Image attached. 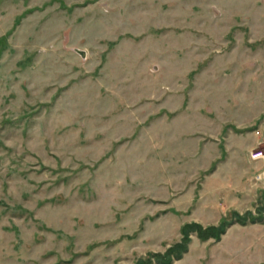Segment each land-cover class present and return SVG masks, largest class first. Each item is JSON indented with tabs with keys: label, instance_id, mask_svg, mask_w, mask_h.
I'll use <instances>...</instances> for the list:
<instances>
[{
	"label": "rangeland",
	"instance_id": "obj_1",
	"mask_svg": "<svg viewBox=\"0 0 264 264\" xmlns=\"http://www.w3.org/2000/svg\"><path fill=\"white\" fill-rule=\"evenodd\" d=\"M255 150L264 0H0V264H264Z\"/></svg>",
	"mask_w": 264,
	"mask_h": 264
},
{
	"label": "trees",
	"instance_id": "obj_2",
	"mask_svg": "<svg viewBox=\"0 0 264 264\" xmlns=\"http://www.w3.org/2000/svg\"><path fill=\"white\" fill-rule=\"evenodd\" d=\"M233 215L236 216V221L241 224H245L248 220L251 222L262 220L261 217L253 215L250 211L243 215L234 211ZM234 222L233 220H227L225 216L215 225L203 226L201 223L195 221L184 223L180 228L182 237L179 241L170 245L165 252L152 253L148 257L138 259L135 264H172L174 260L180 259L183 253L188 250V244L191 241L190 235L193 232H196L201 240H207L209 238L220 240L221 236L226 232L227 227Z\"/></svg>",
	"mask_w": 264,
	"mask_h": 264
},
{
	"label": "built area",
	"instance_id": "obj_3",
	"mask_svg": "<svg viewBox=\"0 0 264 264\" xmlns=\"http://www.w3.org/2000/svg\"><path fill=\"white\" fill-rule=\"evenodd\" d=\"M250 158L253 161H260V160H264V151L263 150H255V151H251L250 153ZM260 179V178H259Z\"/></svg>",
	"mask_w": 264,
	"mask_h": 264
}]
</instances>
